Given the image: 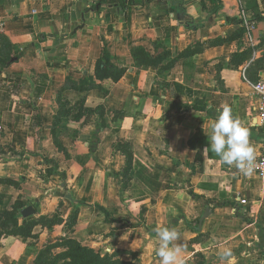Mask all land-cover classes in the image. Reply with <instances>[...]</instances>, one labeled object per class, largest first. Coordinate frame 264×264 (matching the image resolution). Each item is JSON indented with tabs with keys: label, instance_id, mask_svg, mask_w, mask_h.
<instances>
[{
	"label": "crops",
	"instance_id": "1",
	"mask_svg": "<svg viewBox=\"0 0 264 264\" xmlns=\"http://www.w3.org/2000/svg\"><path fill=\"white\" fill-rule=\"evenodd\" d=\"M254 8L264 15V0L0 3V216L34 224L30 238L0 230V264H33L46 231L160 264V227L178 231L185 264H264L262 179L204 150L228 105L259 156L246 77L264 57Z\"/></svg>",
	"mask_w": 264,
	"mask_h": 264
},
{
	"label": "clouds",
	"instance_id": "2",
	"mask_svg": "<svg viewBox=\"0 0 264 264\" xmlns=\"http://www.w3.org/2000/svg\"><path fill=\"white\" fill-rule=\"evenodd\" d=\"M210 140L205 151L210 150L220 159L222 165L234 166L246 176L254 173L255 149L250 143V130L239 118L233 115L231 106L225 105L211 124ZM158 238L154 254L160 264H185L180 256V248L173 242L180 238L175 228L160 227L153 230ZM233 253L230 248L223 249L219 258L228 260Z\"/></svg>",
	"mask_w": 264,
	"mask_h": 264
},
{
	"label": "trees",
	"instance_id": "3",
	"mask_svg": "<svg viewBox=\"0 0 264 264\" xmlns=\"http://www.w3.org/2000/svg\"><path fill=\"white\" fill-rule=\"evenodd\" d=\"M120 3H123V0H119ZM253 18L260 20L264 18V15L259 13L255 8L253 9ZM242 32H240L241 34ZM106 58L105 50L102 52V59ZM242 57H239V60L236 61L237 64L241 63ZM263 59L264 57L260 58ZM258 59L257 61H259ZM106 67H109L106 65ZM123 74L122 70H115L111 75L112 80H118ZM129 162V156H128ZM1 183V182H0ZM84 205V204H83ZM96 209L101 211L106 220L108 219L107 212L100 206L95 205ZM19 217L18 210L15 212H7L0 216L1 219H4L5 222L0 224V230L4 235H14L20 236L22 238L32 237L31 231L33 228V223H24L21 227H18L17 218ZM9 220L12 221L9 225ZM24 226H30L27 232L23 231ZM202 259V258H201ZM33 264H135L131 261H123L119 258L117 252L113 254L101 255L99 252L82 246L75 239L70 238H61L57 240L55 244H48L39 251Z\"/></svg>",
	"mask_w": 264,
	"mask_h": 264
},
{
	"label": "built area",
	"instance_id": "4",
	"mask_svg": "<svg viewBox=\"0 0 264 264\" xmlns=\"http://www.w3.org/2000/svg\"><path fill=\"white\" fill-rule=\"evenodd\" d=\"M3 1H13V0H0V3ZM243 23H247V20L242 17L241 20ZM3 22L0 18V31L2 29ZM252 94L256 101V105L254 107L255 111V121L254 126L256 129L262 134L264 138V78L259 79L256 83L252 85ZM254 173L262 179L263 186L262 192L264 193V140L261 144L259 156L256 158L254 163ZM246 202L244 200H240V204L244 205Z\"/></svg>",
	"mask_w": 264,
	"mask_h": 264
},
{
	"label": "rangeland",
	"instance_id": "5",
	"mask_svg": "<svg viewBox=\"0 0 264 264\" xmlns=\"http://www.w3.org/2000/svg\"><path fill=\"white\" fill-rule=\"evenodd\" d=\"M263 64H264L263 59H260L259 61H255V63L251 67L250 72L246 76L250 84L256 83L259 79H263L264 78V74H262L261 77L258 76L259 75L258 74V70L263 66ZM251 113H252V115H251L252 116V120L255 121V111H254V106L253 105H252ZM254 130L257 131V129H256L255 126H254ZM258 136L260 137L261 141H258V139H257L256 142L258 141V143L260 144V147H261V144H262L263 141H262L261 136L260 135H258ZM256 138H257V136H256ZM39 221L43 225L47 226L48 228H52L53 227V224L55 223V220H53V219L52 220H43V219H40ZM11 223H12V221L9 220V223L8 224L11 225ZM69 223L70 222L68 221V224ZM29 228H30V226H24L22 229H23L24 232H27L29 230ZM60 238H65V237H60ZM66 238L74 239V238H71L69 236H67ZM54 240H55V238H52L51 232L46 231L45 234L42 237V241H44V243H42V245H44V246H42L41 250H43V248L45 246H47L48 244H55V243H57V241H54ZM194 263L195 264H208V263L205 262V259L204 258H202V259L197 258V259L194 260Z\"/></svg>",
	"mask_w": 264,
	"mask_h": 264
},
{
	"label": "water",
	"instance_id": "6",
	"mask_svg": "<svg viewBox=\"0 0 264 264\" xmlns=\"http://www.w3.org/2000/svg\"><path fill=\"white\" fill-rule=\"evenodd\" d=\"M34 210H32L31 207H27L23 210L20 211V215L23 219H27V218H30L34 215Z\"/></svg>",
	"mask_w": 264,
	"mask_h": 264
}]
</instances>
